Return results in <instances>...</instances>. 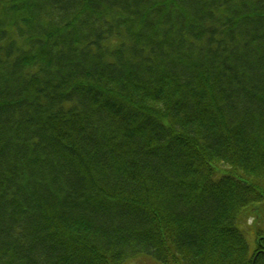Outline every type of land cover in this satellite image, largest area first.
<instances>
[{
    "label": "trees",
    "instance_id": "1",
    "mask_svg": "<svg viewBox=\"0 0 264 264\" xmlns=\"http://www.w3.org/2000/svg\"><path fill=\"white\" fill-rule=\"evenodd\" d=\"M138 258L264 264V0H0V264Z\"/></svg>",
    "mask_w": 264,
    "mask_h": 264
},
{
    "label": "rangeland",
    "instance_id": "2",
    "mask_svg": "<svg viewBox=\"0 0 264 264\" xmlns=\"http://www.w3.org/2000/svg\"><path fill=\"white\" fill-rule=\"evenodd\" d=\"M252 223L253 220L249 219L247 223L246 221H243L240 227V230L243 233V236L247 240L248 244L250 245L251 249H253L254 246V237L252 234V227H251L253 226ZM129 264H158V263L150 258H138L130 261Z\"/></svg>",
    "mask_w": 264,
    "mask_h": 264
}]
</instances>
